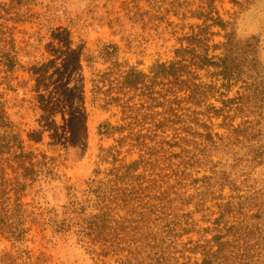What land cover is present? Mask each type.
Listing matches in <instances>:
<instances>
[{
	"label": "rangeland",
	"instance_id": "obj_1",
	"mask_svg": "<svg viewBox=\"0 0 264 264\" xmlns=\"http://www.w3.org/2000/svg\"><path fill=\"white\" fill-rule=\"evenodd\" d=\"M128 1L0 0V108L24 148L38 159L44 154L53 167V174L27 181L20 200L28 230L20 241L0 233V264H117L127 251L103 255L96 248L95 254L88 250L91 237L82 241L78 227L57 232L49 224L65 218L69 186L84 188L95 170L105 179L110 168L133 160L139 162L125 183L136 190L133 205L161 216L149 226L163 240L156 264H199L209 246L210 252L218 248L213 237L232 239L235 230L248 233L251 252L264 258V0L214 2L227 23L225 29L210 27L209 44L217 47L209 53L223 54L224 33L231 31L236 48L247 54V88L240 79L226 82L220 75L218 89L199 105L173 103L178 121L155 133L150 120L141 123L134 111L104 104L108 85L100 84L102 92L93 99L91 72L113 70L116 78L133 67L149 73L154 63L173 58L177 38L202 19L169 13L167 21L175 24L148 22L147 16L133 22L125 13ZM139 7L148 8L144 0ZM108 44L109 52L115 50L105 59ZM214 69H201L199 76L209 82ZM117 88L111 95L138 104L137 92ZM228 98L229 109L209 110ZM106 122L113 128L101 134ZM139 130L149 134L142 144L133 139ZM105 149L110 154L102 159ZM6 176H13L9 168ZM75 217L81 220L79 213Z\"/></svg>",
	"mask_w": 264,
	"mask_h": 264
},
{
	"label": "trees",
	"instance_id": "obj_2",
	"mask_svg": "<svg viewBox=\"0 0 264 264\" xmlns=\"http://www.w3.org/2000/svg\"><path fill=\"white\" fill-rule=\"evenodd\" d=\"M141 0H129L126 7V16L138 22L147 16L148 22L158 19L159 23L167 21V14L172 13L180 19L194 17L201 18L202 23L190 25V32L183 33L178 39V46L174 48V56L171 60L154 63L149 73H144L131 67L128 70L121 71L118 77L111 78L113 70L99 73L91 72V93L93 99H97L100 94L101 86L108 85L104 100L105 105L117 103L122 106L123 113L134 111L135 120L151 121L153 133L157 130H165L167 125L176 123V112L173 111V103L179 105L182 101L191 102L199 105L205 101L210 93L218 89L216 80L221 75L222 79L230 82L232 77L240 79L243 83V91L246 80L250 78L248 72H245L244 66L247 54L240 51L235 46V41L231 31L224 33L225 41L221 43L223 54L213 55L209 49L216 48L217 45L209 44V35L212 25H219L226 28L227 21H224L214 7L215 0H144L148 6L147 9L140 11L139 2ZM237 2V0H233ZM249 1V0H246ZM240 3V2H239ZM210 21V23H208ZM168 22V21H167ZM146 23V22H145ZM158 23V25H160ZM167 24H175L168 22ZM158 25L154 26L155 28ZM196 29V30H195ZM111 44L104 48L105 59L112 55V49L109 52ZM102 53V52H101ZM115 65V64H114ZM209 66L215 69L211 74L209 82L203 81L198 71L201 69L209 70ZM222 85H224L222 83ZM229 84H226V86ZM118 87L121 93L125 91L137 92L139 96L138 104L131 105L121 96L111 95L110 90ZM186 92L185 96H176L177 91ZM264 93V90H262ZM174 95V96H173ZM242 99L239 95L237 99ZM223 105L220 108L210 105L209 110L217 113L224 109H229L233 99L222 100ZM194 114V111L191 112ZM197 120V119H195ZM109 123H103L99 126L101 134H107L112 129ZM0 233L7 234L8 238L20 241L25 237L28 227L25 226V215L22 209L21 195L30 184L28 180L38 181L49 174H53V167L45 160L46 156L35 158L36 154L31 150H26L22 144L19 135L14 133V127L0 108ZM148 133H142L140 130L133 135V139L138 143H144ZM212 147L214 146L211 137L207 136ZM141 141V142H140ZM10 143V145H9ZM254 151V150H251ZM8 154V155H7ZM109 150L99 154L102 159H106ZM35 158V160H34ZM133 160L129 164L114 166L105 174V179L97 176V170L93 175L87 178L85 187L72 185L67 188L68 202L65 210V218L50 220L49 226L54 231L69 230L71 227H78L77 234L84 238L91 237L88 244V250L96 254V248L101 249L105 255L109 250L115 254L120 251H127L123 256L115 259L117 264H156L159 263L158 257L161 252L163 240L157 233L150 230V225L154 220L161 216L156 214L152 208L146 206L139 210L135 207L136 190L134 186L128 187L125 183L132 181V173L138 163ZM9 168L13 176H6V169ZM124 181V182H123ZM81 194L83 199H79L76 194ZM254 198L249 197L250 205L256 206ZM89 209L88 212H85ZM119 210H124L122 215L115 217ZM80 214L79 219L75 217ZM155 217H153V215ZM72 221V224L67 221ZM161 220V219H160ZM82 221V222H81ZM147 227V230H146ZM225 235H216L213 239L218 248L214 252L211 246L208 247L203 255L202 262L199 264H212L216 261L238 262V264H264V258H255L251 252L254 249L247 243L248 233L235 230L232 239L222 238ZM209 240H206V243ZM214 256L212 260L211 257ZM147 260V262H145ZM155 263H152V261Z\"/></svg>",
	"mask_w": 264,
	"mask_h": 264
}]
</instances>
